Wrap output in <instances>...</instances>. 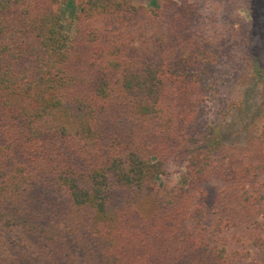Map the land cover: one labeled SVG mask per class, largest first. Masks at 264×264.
Returning <instances> with one entry per match:
<instances>
[{
	"label": "trees",
	"instance_id": "trees-1",
	"mask_svg": "<svg viewBox=\"0 0 264 264\" xmlns=\"http://www.w3.org/2000/svg\"><path fill=\"white\" fill-rule=\"evenodd\" d=\"M58 2L0 0V264H242L214 240L223 212L202 225L206 183L240 162L209 122L225 53L205 17L77 0L68 42ZM172 163L193 207L157 195Z\"/></svg>",
	"mask_w": 264,
	"mask_h": 264
},
{
	"label": "rangeland",
	"instance_id": "rangeland-1",
	"mask_svg": "<svg viewBox=\"0 0 264 264\" xmlns=\"http://www.w3.org/2000/svg\"><path fill=\"white\" fill-rule=\"evenodd\" d=\"M186 1L198 9L195 12L197 21L202 19L199 13L205 17L207 33L215 36L213 40L220 42L225 53L222 71L214 82V94L208 102V116L214 136L222 137L229 152L236 154L241 162L233 163L232 171L227 170L229 181L233 170L239 172L241 181L238 185L228 187L230 182L219 178L206 183L203 199L206 218L202 225L219 221V213H216L219 209L227 219L219 222L214 240L229 250H237L242 264H256L255 241L264 237V165L263 168L256 167L258 163L264 164V0ZM131 2L158 11L164 0ZM174 2L181 3L180 0ZM58 9L62 29L70 42L78 22L77 0H59ZM251 163H254L253 169L256 168L248 172L245 168H251ZM252 171L257 174L253 185L249 181ZM156 184L157 195L166 205H170L171 197L180 192L183 193V208L193 207L198 199L197 192L187 190L183 164L168 165ZM236 195L238 200L241 199L238 206L235 205ZM249 200L257 202L254 209L247 207ZM198 201L201 203L202 200ZM217 201L221 207L216 206Z\"/></svg>",
	"mask_w": 264,
	"mask_h": 264
}]
</instances>
